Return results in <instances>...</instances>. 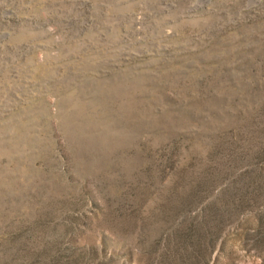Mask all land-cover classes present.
Wrapping results in <instances>:
<instances>
[{"label":"rangeland","instance_id":"1","mask_svg":"<svg viewBox=\"0 0 264 264\" xmlns=\"http://www.w3.org/2000/svg\"><path fill=\"white\" fill-rule=\"evenodd\" d=\"M0 264H264V0H0Z\"/></svg>","mask_w":264,"mask_h":264}]
</instances>
